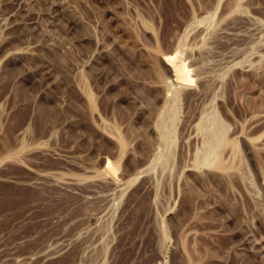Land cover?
I'll use <instances>...</instances> for the list:
<instances>
[{
	"label": "rangeland",
	"instance_id": "obj_1",
	"mask_svg": "<svg viewBox=\"0 0 264 264\" xmlns=\"http://www.w3.org/2000/svg\"><path fill=\"white\" fill-rule=\"evenodd\" d=\"M0 264H264V0H0Z\"/></svg>",
	"mask_w": 264,
	"mask_h": 264
},
{
	"label": "bare ground",
	"instance_id": "obj_2",
	"mask_svg": "<svg viewBox=\"0 0 264 264\" xmlns=\"http://www.w3.org/2000/svg\"><path fill=\"white\" fill-rule=\"evenodd\" d=\"M165 65L169 69L171 77L174 81L182 82L185 84L190 82V79H189L187 73L183 69H180L175 65V59L174 58L165 60Z\"/></svg>",
	"mask_w": 264,
	"mask_h": 264
}]
</instances>
